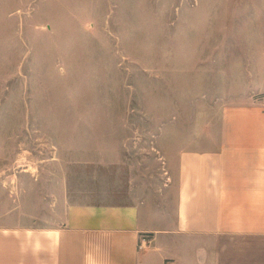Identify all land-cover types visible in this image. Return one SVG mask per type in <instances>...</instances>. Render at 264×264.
Returning <instances> with one entry per match:
<instances>
[{"label": "rangeland", "instance_id": "1", "mask_svg": "<svg viewBox=\"0 0 264 264\" xmlns=\"http://www.w3.org/2000/svg\"><path fill=\"white\" fill-rule=\"evenodd\" d=\"M250 108L264 0H0L3 189L153 175L160 137L198 140Z\"/></svg>", "mask_w": 264, "mask_h": 264}, {"label": "crops", "instance_id": "2", "mask_svg": "<svg viewBox=\"0 0 264 264\" xmlns=\"http://www.w3.org/2000/svg\"><path fill=\"white\" fill-rule=\"evenodd\" d=\"M231 116L160 137L154 174L127 165L119 186L0 187V264H264V110Z\"/></svg>", "mask_w": 264, "mask_h": 264}]
</instances>
